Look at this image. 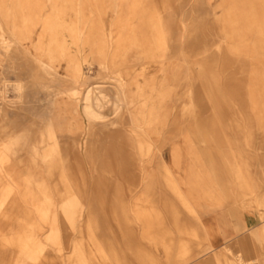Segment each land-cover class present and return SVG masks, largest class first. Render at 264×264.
<instances>
[{
	"label": "rangeland",
	"instance_id": "1",
	"mask_svg": "<svg viewBox=\"0 0 264 264\" xmlns=\"http://www.w3.org/2000/svg\"><path fill=\"white\" fill-rule=\"evenodd\" d=\"M26 2L27 8L38 14H50V2L39 3L38 0H0V14H25ZM55 2L54 14H65L67 20L73 19L74 14L113 13L107 7L104 9L103 5L107 4L104 0ZM165 2L170 5L167 11L162 10ZM128 3L129 0H119L117 14L137 15L133 23L140 26L138 33L148 30L141 25V15H147L151 20L156 14L170 13L174 21L181 22L172 34L182 25L183 41L171 37L169 49H165L164 63L170 81L163 75L162 60L142 55L140 49L143 47L138 43L134 44V49L116 58L113 67L127 83L123 102L121 96L116 98V75L100 70L95 53L88 56V62H82L81 69L87 76L86 83L105 94L97 108L103 115L101 119L89 120L82 112L79 98L85 84L76 86L66 75L65 57L53 61L50 68L53 78H47L32 42L27 39L15 42L11 32V37L6 34L7 44L0 41V140L15 134L23 137L20 145L26 140L34 142L38 148L47 147L51 140H41L40 135L44 133L46 121L52 119L57 138L81 132V138H87L90 144L87 158L83 160L86 178L77 174L74 162L73 172L64 174L58 157L50 159L53 170L39 172L27 149L17 147L19 154L10 165L17 171L12 177H16L22 187L20 194L9 195L11 202L16 200V204L14 207L8 202L3 208L7 217L0 214V264H72L73 239L80 240L85 246L91 238L96 247H104L102 252L92 249L93 253L104 254V262L112 264H244L241 250L229 246L220 248L221 258L216 250L205 254L210 247L189 230L193 228L190 225L194 217L200 216V204L212 203L207 192L210 180H206V174L226 172L217 159L211 160L218 154H223L221 159L224 154L228 155L233 162L232 177L239 194L237 202L242 204L243 198L250 208L264 209V0H140L133 12ZM39 30L38 25L33 28V38ZM64 35L70 54L75 53L77 46L66 32ZM152 36L150 40L154 42ZM82 48L86 54L91 46L84 44ZM152 53H155V47ZM156 53L160 54L159 51ZM173 73L177 74L176 81ZM74 86L80 93L72 96L70 90ZM133 97V104L126 103ZM131 115L134 116V138L131 135L126 138L134 153V171L130 172L121 170L122 164L129 161L121 154L112 153L111 139L104 135V127L117 128L118 120L127 126L123 116L128 119ZM80 121L87 126L86 131L78 129ZM148 121L151 123L149 128ZM95 131L99 133L98 138ZM140 131L147 132L152 138L150 155H142L135 144ZM175 145L183 146L177 163L171 156ZM24 146L28 147V144ZM105 148L107 150L103 151ZM164 152L170 153L165 179L159 167L164 163ZM204 154L210 159H202ZM109 167L112 170H108ZM245 176L249 185L244 188ZM39 177L49 182L47 191L25 184L26 180L37 181ZM227 178H223L225 186L230 184ZM176 179L181 182V191ZM68 180L84 181L80 193L85 206L73 220L59 207L72 195ZM96 180L101 186L96 185L94 189ZM146 181L151 184L150 205L157 207L163 216L159 228L171 229V237L159 239L160 243L148 239L153 235V229L146 222L141 223L133 209V201L144 192ZM166 181H173L174 192ZM81 204L67 205V213L78 210ZM173 210L178 215L177 220L173 218ZM58 238L62 260L52 246ZM169 240L172 249L167 253L163 245H168ZM177 241L184 244L179 253L176 252ZM109 242L115 247L114 252L109 250ZM94 261L102 262L98 257Z\"/></svg>",
	"mask_w": 264,
	"mask_h": 264
},
{
	"label": "bare ground",
	"instance_id": "2",
	"mask_svg": "<svg viewBox=\"0 0 264 264\" xmlns=\"http://www.w3.org/2000/svg\"><path fill=\"white\" fill-rule=\"evenodd\" d=\"M38 1L39 3L41 2L43 3L44 1L50 2V5H51L50 14H38L37 12H34V10H32L30 7L27 8L28 2L25 3V8H27V10H25V14H0V41L7 44V39H6V34H7L8 37L12 36L14 38V41L27 39L30 42H32L33 46L38 51L37 60H39L41 69L43 73L46 74L47 78L48 77L53 78V74L50 70V68L52 69L51 64L53 63V61L57 59H62V57H65L66 58L65 60L67 61L66 63L67 74L66 75L69 76V78L72 80V82L76 86L85 84V89L83 90L82 96H80L81 98H79V100L82 101L81 102L82 112L89 120L103 118V115L97 110V108L101 106L100 102L105 97V94L101 93V90H97L96 86H91L90 84L88 85L86 83L87 76L84 75L81 69L82 62L84 63L88 62V56H91L92 53L96 54V55L94 54V57L98 59V64H99L101 71L111 72L116 75L114 77V79L116 80L115 82L117 83L116 98L119 99L121 96L122 102H123V98L124 99L126 98L127 83L126 81H124L122 77H120V73L118 72V69L114 68L113 66H114V63H116V58L121 56L124 53L126 54L128 50L134 49V46L136 45V43L140 44L143 47L142 49H140V51H143L142 55H145V57L147 55L148 56L150 55V57L153 56L154 57L153 59H155L156 61L162 60L163 75L169 80L168 68H167V65H165L166 63H164L165 54H166L165 49H169V39L171 37H173V39L174 38L178 39L180 42H182L183 41L182 39L184 36V33L182 32V27H183L182 25L181 27H178L176 29V32L174 34H172L174 27L181 24V22L180 21L176 22V20L174 21L173 15H171L170 13L156 14L155 16H153L151 20L148 19L149 17H147V15H145L144 17H142L143 15H141V18H142L141 25L148 28V30L146 29L143 30L141 32L142 33L141 35V33L137 32V29L140 26L134 25L133 23V18L137 17V15L134 17V14H117L119 0H104L105 2H107V4L103 5L104 9L107 7L111 12H113L112 14H89L88 16H85V14H74V18L70 20L65 19V14H54V9H55L54 6L56 5L55 0H38ZM139 1L140 0H129L128 5L130 7L131 12H133L134 8L137 6ZM164 4L165 6L164 5L162 6V10L167 11L170 5L167 2H165ZM103 6L101 7L103 8ZM37 25L40 27V30L37 34V37L33 38L32 37L33 28L36 27ZM10 32H11V36H10ZM64 32L67 33L70 41L77 46V50L75 53L70 54L69 46L67 44L68 40L65 38ZM151 36L154 42L150 40ZM45 38H46V41L44 40ZM84 44H89L91 46L89 53L85 54L82 51L83 49L82 47ZM154 47H155V53H152V50L154 49ZM150 49L152 50L150 51ZM157 51H159L160 54L156 53ZM150 60H152V58ZM176 77H177V74L174 75V78H173L174 81H176ZM78 93H80L79 88L75 86L71 88L70 94L72 96L78 95ZM53 99H55V97ZM126 103L133 104L134 97L131 98ZM182 108L186 110V105H184L183 103H182ZM123 118H124L125 123H127V126H123L124 124L122 125L120 123L121 120H118L117 125L119 124V126H117V128H114L111 125L105 124L106 126L104 127L105 129L104 135L110 137L111 139V142L109 141L108 142L110 143V146H111L110 149H112V153H118L119 155L121 154L125 157V161L126 160L129 161V163L127 164L126 162L122 164V166L120 167L121 170L131 172V171H134V153L132 151L133 150L132 144L129 141H127L126 138L130 135L134 138V116L131 115V117L128 119L123 116ZM66 120L68 121V119ZM77 121L79 122V120ZM130 123L131 125H129ZM54 124L55 123L53 122L52 119L46 121L44 125V133H41L40 135L41 140L45 138L49 139V141L51 140L50 143L47 144V147L38 148L34 142L28 143L26 140H22V143H21L22 145H20V140L23 137L15 135V134L8 136V137L5 136L4 138H1L0 140V179H2V182H0V187L2 189V193L0 195V214L1 216L7 217V214L3 213V210H4L3 208L7 205L8 202L10 203L12 201V198L9 197V195L13 196V194H20L21 192L20 190L22 187V183L17 181L16 177L14 176L12 177V173H16L17 171H15L14 167L10 165V163L15 160L14 156H17L19 154V148H17L19 145L21 146V148L27 149V152L29 154L28 156L31 157L30 160H32L35 163V169L38 170L39 172L53 170L51 169L50 159L58 157V161L61 162L62 172L64 174L69 175V173L71 174L73 172L72 163L74 162L75 163L74 167L76 168L75 171H77V174L80 175L81 177H85L84 170H83V160L84 158H87L86 157L87 153L88 151H90V144L88 142V139L84 137L81 138L80 135L82 133L80 131H79L80 133H76V134L74 133L73 134L72 133L63 134L61 138L59 139V137L57 138V135L55 133L54 128L56 127L54 126ZM150 124L151 123L148 121L147 122L148 126L147 125L146 126L149 128ZM77 126L79 127L78 128L79 130L86 131L87 129V126L83 125V122L81 121L80 123H78ZM90 127L93 129V125H90ZM93 133L98 138L99 133L97 131ZM135 138L137 140L135 144L137 145L138 150L142 153V155L149 153L151 149L153 150L152 138L147 132L144 133L140 131L137 137ZM26 144H28V147L24 146ZM182 148L183 146L180 147L179 145H175L171 150V156L173 157L176 163L179 161V159L182 156V152H183ZM106 150L107 148H105L103 151H106ZM187 150L189 152V149ZM38 161L41 164H38L39 163ZM159 167L161 168V170H163L162 172H165V178H166L167 177L166 174L168 170L166 165H163V166L159 165ZM108 170H112V168L109 167ZM146 172L147 171L144 170V174H146ZM26 182H27L25 183L26 185H29V184L33 185L37 188H40L42 191H47L49 187V182L46 180V178H42V177L41 178L39 177V180L37 181L32 179V180H26ZM171 182L172 183L166 181V184L169 183V186H171L170 187L171 191L174 192L176 190V187L173 181ZM67 183H68L69 188L72 190L71 192L72 195L69 196L65 201H63L60 207L64 209V210L62 209L64 215L65 216H67V214L70 215L69 216L70 219L73 220L76 216L79 217L83 207L85 206V202L80 193L82 191L84 181L81 180L77 182L76 180L75 181L68 180ZM93 183H94L93 184L94 187L93 186L92 187L94 189L96 185L97 186L100 185L97 183V180L94 181ZM133 183L134 181L131 182L132 187H133ZM150 185H151L150 181L149 182L146 181L144 185V192L141 194V196H138L135 199L136 200L135 203L133 201V204H134L133 209L135 211V215L137 216V218L139 219L141 223L146 222L149 226L150 224H152L153 221H156L157 223L159 220H162V215L159 213L158 209H156V207L153 204L150 205L151 203V196L149 192ZM12 186H13V190H12ZM15 186L18 188L19 190L18 192ZM80 202L82 204L80 205L78 210L73 209L69 213H67L66 211L67 205H75ZM141 202L148 203L150 206L149 205L142 206L140 204ZM12 204H14V207H15L16 200L15 202L14 201L11 202V205ZM173 212H175V210H173L172 213ZM172 215H173V218L177 220L178 215H176V213H173ZM44 216L45 215H43V217ZM52 224L54 225L53 222ZM161 235L163 236V233ZM167 236L168 235H166L165 238ZM60 239L58 238L57 241L53 243L52 246H54V250L56 251V253H59V256L61 257L62 254L60 252L62 250V246H61ZM148 239L155 240V238H153L152 236H149ZM103 241L106 242V240H103ZM15 242H17V240L14 241V243ZM93 242H94V239L91 238L88 240V244L83 246L80 240L78 241L76 239H73L72 249L74 252V260H73L74 262L73 263L71 262V263L72 264H112V262H107L106 260L104 262L103 260L104 254L98 253L97 255H95L93 253L92 249L94 248L98 252L104 251L103 246L98 245L96 247V245H94ZM108 245H109L108 246L109 250L111 252H114L115 247L113 246V244L109 242ZM182 245H183L182 242L178 244V250L179 248L182 247ZM167 247L168 246L165 245L164 249L166 250ZM140 248L143 249L142 247ZM166 252L168 253L169 251L166 250ZM34 256L35 254H32V257ZM95 257L100 258L102 262L100 261L95 262L94 261ZM61 260H62V257H61ZM67 262L63 260V263H67ZM118 264H122V263H118Z\"/></svg>",
	"mask_w": 264,
	"mask_h": 264
},
{
	"label": "crops",
	"instance_id": "3",
	"mask_svg": "<svg viewBox=\"0 0 264 264\" xmlns=\"http://www.w3.org/2000/svg\"><path fill=\"white\" fill-rule=\"evenodd\" d=\"M221 155L218 154L211 160L214 162L215 159H217L223 168H225L226 172H214L212 176L206 174V180H210L207 192L209 193L212 203H206L205 201L203 204H200V216L194 217L195 220H193L190 225V227H193L194 229L192 228L189 231H194L195 234L201 239H204L206 244L210 247L206 249L205 254L216 250L215 253L218 258H221V252L219 251L220 248L229 246L230 248L241 250V259L244 264H264V209L257 210L250 208L247 201L243 198L242 204L237 202L239 200L237 195L239 194L235 191V184L232 177L234 171L231 170V168L234 167L232 164L233 162L230 161L231 158L228 155L226 156V154H224V159H221L223 157ZM202 157V159H210H208L205 154ZM169 159L170 153L164 152V163L161 164V166L167 164L169 166ZM204 168L206 167L204 166ZM204 170L207 171V169ZM162 174L165 179V172ZM226 177H228L227 179L230 183L228 186L223 184V178ZM246 177L247 176L243 179L242 186L244 188L246 185H249V181ZM219 178H221V181ZM176 182L177 187L181 191V188L179 187L181 182L178 180ZM219 182H222L221 186L218 185ZM263 191L264 190H262V192ZM234 194L236 196H234ZM243 196L244 195L242 194V197ZM137 197H135V199ZM135 199L134 203L136 201ZM156 209L158 208L156 207ZM158 211L161 214L159 209ZM160 222L162 221L159 220L157 223L156 221H153L149 226L153 229L152 236L156 241L161 238L166 239L171 237V229L166 228L163 225L162 228H159V225L161 224ZM162 233L163 236L161 235ZM166 235L168 236L165 238ZM170 241L171 240L168 241V245H163L168 246L166 249L168 251L172 249V243L170 244ZM158 242L160 243V241ZM179 243L180 241H177L176 243L177 253L181 252L179 251L180 249L178 250ZM182 246H184V244Z\"/></svg>",
	"mask_w": 264,
	"mask_h": 264
}]
</instances>
